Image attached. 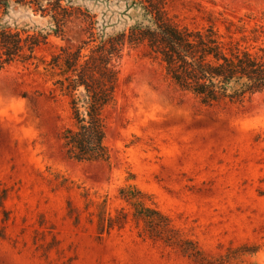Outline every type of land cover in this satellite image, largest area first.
Masks as SVG:
<instances>
[{"label": "rangeland", "instance_id": "374dc122", "mask_svg": "<svg viewBox=\"0 0 264 264\" xmlns=\"http://www.w3.org/2000/svg\"><path fill=\"white\" fill-rule=\"evenodd\" d=\"M177 23L209 12L264 15V0H167ZM88 21L73 15L37 58L0 72V264H207L147 235L120 188L133 185L211 264H264V93L202 105L174 90L143 45L116 62L119 85L104 112L105 161L61 148L66 99L46 65L75 48ZM115 218L99 233L97 212ZM240 247H244L238 250Z\"/></svg>", "mask_w": 264, "mask_h": 264}, {"label": "trees", "instance_id": "16d2710c", "mask_svg": "<svg viewBox=\"0 0 264 264\" xmlns=\"http://www.w3.org/2000/svg\"><path fill=\"white\" fill-rule=\"evenodd\" d=\"M167 0H0V72L37 58L36 50L61 37L73 15L88 21L75 48L59 47L46 65L52 92L66 99L70 124L61 148L76 161H105L104 112L119 85L116 62L127 44L143 45L163 67L172 88L202 105L242 103L264 93V15L224 16L209 12L200 26L181 25L166 11ZM148 236L160 239L199 263L211 261L182 239L166 215L146 205L133 185L119 190ZM115 218L97 212L99 233ZM244 247H240L238 250Z\"/></svg>", "mask_w": 264, "mask_h": 264}]
</instances>
